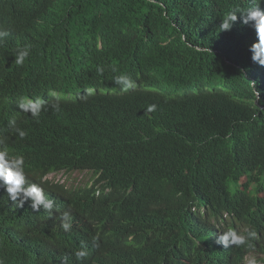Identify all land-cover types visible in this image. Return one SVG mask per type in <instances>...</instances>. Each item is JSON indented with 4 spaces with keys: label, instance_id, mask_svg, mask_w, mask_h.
<instances>
[{
    "label": "trees",
    "instance_id": "16d2710c",
    "mask_svg": "<svg viewBox=\"0 0 264 264\" xmlns=\"http://www.w3.org/2000/svg\"><path fill=\"white\" fill-rule=\"evenodd\" d=\"M254 2L0 0V147L23 155L26 181L54 200L51 212H33L0 182L2 264H244L250 247L264 255V67L251 60L256 32L239 14L219 29L226 12ZM119 74L135 86L121 91ZM50 91L61 93L59 110ZM25 96L46 101L38 121L19 108ZM63 170L96 178L76 189L45 179ZM216 227L257 236L225 248ZM82 243L88 255L77 260Z\"/></svg>",
    "mask_w": 264,
    "mask_h": 264
},
{
    "label": "clouds",
    "instance_id": "9594fccd",
    "mask_svg": "<svg viewBox=\"0 0 264 264\" xmlns=\"http://www.w3.org/2000/svg\"><path fill=\"white\" fill-rule=\"evenodd\" d=\"M264 0H255L254 4L248 8H234L226 12L221 18L222 22L219 25L221 32L230 31L234 24L238 20V14L240 22L244 25H251L254 27L257 39L253 42L249 51L252 53L251 60L253 63L264 67V8H261V4ZM7 31H0V39L7 36ZM199 50V49H197ZM31 51V45L26 44L23 46H17L14 50L15 64L23 65L24 61L29 57ZM96 71L103 75L105 69L102 66H98ZM113 72H116L115 67L112 68ZM113 81L122 86L121 91H127L135 86L134 81L127 74L115 75ZM87 93H91L92 89H86ZM50 96L55 98L56 103L52 104V107L59 110V100L60 96L55 91L49 92ZM46 101L40 97L29 98L27 96L21 98L18 103L20 109L23 112H31V116L35 120H39L41 111L44 109ZM155 104H149L146 107V113L150 114L156 110ZM252 119H256V114L253 115ZM10 124H15V121H10ZM14 132L18 133L20 139L25 138L27 135L26 131L20 128H14ZM25 158L21 154H11L7 146L0 147V182L5 186L8 198L17 204L18 207H23L26 201H31V208L33 212H39L41 208L45 211L51 212L54 208V200L47 198L44 189L37 183H28L26 181L25 174ZM65 171V170H63ZM48 173L45 179H49ZM58 182V181H54ZM60 183V182H58ZM64 184V183H62ZM27 185V186H26ZM99 195V192H97ZM61 228L67 232L71 229L72 224L67 213L64 214L61 220ZM216 232L220 234L217 237L216 243L228 248L230 245L242 246L248 244V242L257 236L255 229H250L247 234L238 232L237 229L229 227L226 230H222L216 227ZM88 255L86 251V246L82 243L81 248L75 252V257L77 260H83ZM264 257L256 248L250 247V249L245 254L244 264H263L261 258ZM2 264V262H0Z\"/></svg>",
    "mask_w": 264,
    "mask_h": 264
},
{
    "label": "rangeland",
    "instance_id": "374dc122",
    "mask_svg": "<svg viewBox=\"0 0 264 264\" xmlns=\"http://www.w3.org/2000/svg\"><path fill=\"white\" fill-rule=\"evenodd\" d=\"M151 90L159 91L165 95H167V92H165L162 89H156L151 88ZM82 90H76L72 91L68 96H72L74 98L80 96L82 94ZM58 95H60V92H56ZM181 94V93H180ZM176 95V94H175ZM49 178L58 181L60 183H64L69 188H78V187H85V186H91L96 178V175L92 171H80V170H73V171H60L57 173H52L49 175Z\"/></svg>",
    "mask_w": 264,
    "mask_h": 264
}]
</instances>
